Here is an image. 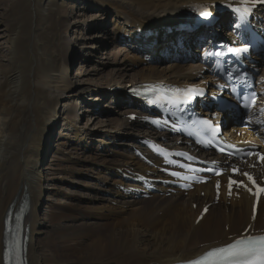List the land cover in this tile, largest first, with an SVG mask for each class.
<instances>
[{"label":"bare ground","instance_id":"obj_1","mask_svg":"<svg viewBox=\"0 0 264 264\" xmlns=\"http://www.w3.org/2000/svg\"><path fill=\"white\" fill-rule=\"evenodd\" d=\"M78 1L85 9L97 13L96 17L112 18L118 30L117 37L124 36L130 46L134 47L136 54L133 57L126 56L124 62H118L120 69L117 76L108 83L92 85L89 89L92 93L104 97L110 95L121 100L129 112L123 119L119 115L107 118L110 124L106 127H109L108 131H95L91 127L87 131L88 128L82 129L76 123L80 114L78 103L74 99L76 95L71 91L75 83L70 78L68 67L76 43L63 35L66 30L68 34L73 25L64 20L62 15L58 17L60 13L55 12L52 1L38 0L33 6L36 21L33 27L32 62L27 63L26 57L21 54L27 32L23 23L19 22L17 15L8 12L10 8L6 9L8 11L4 15H0V25L8 32V43L11 45L5 56L9 64L5 66L0 63V264H3L6 241L5 218L14 203L18 209L24 200L29 204L25 218V225L29 229V264H174L192 260L212 247L229 243L230 236L240 234L248 226L263 230L264 200L257 220L252 221L251 198L242 194L240 199L227 201L223 196L221 202L212 205L208 215L199 224H195L202 207L213 203V183L197 187L187 196L176 188L168 187L147 201L133 200L119 190L124 181L121 174L117 173L118 169L126 172L134 168L144 172L151 171L155 176L168 179L169 175L162 171L161 162L149 156L142 160L133 150V147H142L139 144L141 136L150 135L160 145L189 151L202 162L216 165L231 163L230 157L214 156L212 151H205L189 140L158 133L150 134L143 131L142 124L130 123L128 116L137 114L141 107L130 97L129 90L150 82L193 85L205 80L203 69L198 65H183L176 60L174 66H161L156 58L158 52L161 51V57L173 54L171 42L176 37V34L170 35L163 28L179 25L181 18L195 5L238 0ZM10 7L14 6L10 4ZM38 13H41L40 22L37 21ZM51 26H56V29ZM229 26L230 19L224 15L210 32L225 33ZM48 27L51 28L49 32ZM102 29L101 33L106 31L105 28ZM45 31L48 34L46 38ZM209 35L210 33L207 37ZM184 36L188 39V48H191L195 42L192 34L185 33ZM137 65L143 68H138L135 72ZM129 72L132 74L129 75ZM107 90L108 93L105 92ZM62 108H67L70 116L66 113L62 115ZM73 116L75 123L72 121ZM222 120L226 138H231L236 143H252L260 147L261 144L252 135L236 134L240 129L230 128L231 121L227 114L222 116ZM61 121H68V129L77 138V146H81L82 142H90L100 132L104 134L103 140L107 137L113 141L99 142L100 145H106L103 150L106 155L101 157V161H94L110 168L108 171L99 170L103 174V180L110 184L104 189L107 194L61 208V213L53 205H47V216L44 217L47 222L61 223L66 219L71 224L60 225L54 231L46 233V225L39 215L40 208L44 206V162H47L54 147V139L61 135ZM99 124L104 123L100 120ZM115 129L123 130L124 134L131 137L138 135L139 139L125 144L126 150L133 152L124 153V158L120 160H110L108 156L110 151L107 148L113 147L112 143L117 139V135L111 134ZM259 168L264 169L262 166ZM59 171L63 178L70 177L73 172H67V169L57 170ZM202 191L205 193L204 197L201 196ZM194 204L197 205L196 209ZM84 218H91V221L86 222ZM48 243L58 245L53 263L49 262L53 255L46 246Z\"/></svg>","mask_w":264,"mask_h":264},{"label":"rangeland","instance_id":"obj_2","mask_svg":"<svg viewBox=\"0 0 264 264\" xmlns=\"http://www.w3.org/2000/svg\"><path fill=\"white\" fill-rule=\"evenodd\" d=\"M50 1H52L55 12L60 13V16H57L60 18L62 15L64 20H68V23L73 25L71 31L67 34L66 30L63 35L64 37H69L76 43V47L68 62L69 75L75 83V87L71 91L72 94L76 95L74 99H76V103H78L77 105L80 114L79 121L76 123L82 129L88 128L87 131H89L90 127L91 129L95 128V131H108L109 127H106L110 124H108L107 118L119 115V117L123 119L124 115H126L129 110H127L125 104L121 100L110 97V95L104 97L101 94L95 92L92 93L89 89L92 85L108 83L113 77L117 76L116 74L120 69V64L118 62H124L125 58L133 57L136 52L131 48L130 42L124 36L123 38L117 37L119 36L118 30L114 26V20L112 18L102 19L96 17L97 13L91 12L88 8H86L88 9L86 10L82 4L80 5L79 1L77 2V0ZM35 3L37 4L38 0H0V15H4L10 8L11 10L8 12L17 15L19 22H22V25L27 29L23 39V51L21 52V54L26 57L27 63L32 62L34 59L32 49L34 41L33 33L35 31L33 27L36 21L34 17ZM10 4L14 7L11 8ZM40 17L41 13H38V22H40ZM55 18L58 20L57 17ZM51 28L56 29V26H51ZM51 28H47L48 32ZM102 28L106 29L103 33H101L103 30ZM45 32L44 36L47 34V31ZM8 40V32L0 25V63L5 66L9 64L8 58L5 57L11 46L10 43H8ZM125 51H127V53H125ZM160 52H158L156 58L163 68H169L175 65L176 60L170 59L169 62H166L164 61L163 56H160ZM169 55L173 56L172 53ZM179 63L183 64L182 62ZM136 67L135 72L138 71V68H143L140 65H137ZM129 73V75L132 74V72ZM79 74L81 76H79ZM85 81L87 83H84ZM105 92L108 93V90ZM66 109H61L62 115L63 113H66L70 116L68 109ZM74 119L75 116L72 117V121H74L73 123L76 121ZM100 120L103 121L104 124H99ZM67 129L68 121H64L63 123L61 121L59 126V133H61V135L54 139V147L47 158V162H44L45 181L43 184L42 195L44 206L40 208L39 215L43 221L42 223L46 225L42 224L45 226L46 233L54 231L60 225L68 226L71 224V222H69L70 220L66 219L61 223L47 222L44 218L47 216V205H53L56 211L61 213V208L79 202H88L97 195L107 194V191L104 189H107L110 184H108V181L103 180V174L99 173V170L108 171V169H110L107 165H102V167L101 164L98 163L102 160L101 157L106 155L103 153V150L106 149V145L102 143L100 145L99 142L104 141L109 143L113 141L107 137L103 140L102 135L104 134L103 132H100L98 135H95L94 138H91L90 142H82L81 146H77V138L72 135L69 129ZM144 130L143 127V131ZM123 132V130L118 129L112 130L111 134L113 136L117 135V139L115 138V142L112 143L113 147L107 148L110 151L108 156L112 158L109 157L110 160L123 159L124 153L129 154L136 149L133 147V150H126L127 148L125 144L138 141V135L131 137ZM134 133H137V131H134ZM89 145L90 147H87ZM67 159H69L70 162ZM97 160L98 162H94ZM62 169H67V172L72 170V175L63 178V175H59L60 171L57 172V170ZM55 173L56 175H54ZM55 176H58L59 179L52 180L51 178ZM84 221L89 222L91 221V218H84ZM55 245L52 243L46 245L48 250L51 249L50 252L53 255L52 258L49 259L50 263H53L54 252L58 249V245Z\"/></svg>","mask_w":264,"mask_h":264},{"label":"snow or ice","instance_id":"obj_3","mask_svg":"<svg viewBox=\"0 0 264 264\" xmlns=\"http://www.w3.org/2000/svg\"><path fill=\"white\" fill-rule=\"evenodd\" d=\"M201 15L207 16L209 13L203 12ZM194 90L187 89L185 94L191 93ZM244 175H248L244 173ZM249 179L251 177L249 176ZM232 183H237L235 181H230L229 187L231 188ZM260 191H264L261 189ZM218 256L219 259L214 261V264H237V261L241 257L249 256H261L264 257V236L260 237H248L235 240L233 243L228 244L224 247L216 248L210 250L205 254V257L190 261L189 264H206L207 257Z\"/></svg>","mask_w":264,"mask_h":264}]
</instances>
